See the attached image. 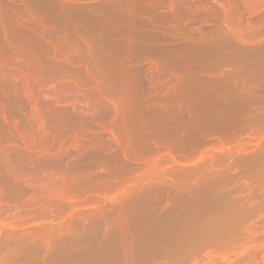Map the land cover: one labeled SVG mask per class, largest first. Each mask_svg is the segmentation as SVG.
Listing matches in <instances>:
<instances>
[{
  "label": "rangeland",
  "instance_id": "1",
  "mask_svg": "<svg viewBox=\"0 0 264 264\" xmlns=\"http://www.w3.org/2000/svg\"><path fill=\"white\" fill-rule=\"evenodd\" d=\"M263 3L0 0V146L75 203L0 234V264H264ZM30 68L64 99L43 159L16 143Z\"/></svg>",
  "mask_w": 264,
  "mask_h": 264
},
{
  "label": "bare ground",
  "instance_id": "2",
  "mask_svg": "<svg viewBox=\"0 0 264 264\" xmlns=\"http://www.w3.org/2000/svg\"><path fill=\"white\" fill-rule=\"evenodd\" d=\"M228 1V0H226ZM264 2V0H247V6L249 8H253L259 4ZM226 3V2H225ZM231 2L230 4H232ZM264 4V3H263ZM262 6V5H261ZM249 10V9H248ZM249 14V13H248ZM230 17V16H229ZM232 18V17H231ZM235 18V17H234ZM231 21V20H230ZM234 21V19L232 20ZM229 22V21H228ZM227 22V23H228ZM236 22V21H235ZM232 29H235L237 33L242 34L241 29L243 27L239 23H233ZM251 27V26H250ZM254 28V27H253ZM231 29V28H230ZM249 29V28H248ZM245 30V29H244ZM243 30V31H244ZM235 35V34H234ZM242 36V35H241ZM246 36V35H244ZM27 65V64H26ZM31 70V68L29 69ZM20 71V69H19ZM36 71V70H35ZM30 72H33L32 70ZM22 73V72H21ZM37 73V72H36ZM34 72L33 73H22L21 79V85H14L12 87V93L16 96V98L22 99L26 104H28L31 108L29 112H31V116L29 117L31 121H29L30 129L25 131H20L15 134L17 135V142L18 145L23 149L24 151V157L26 158H32V159H40L44 158L45 156L48 157V155L51 152V147L48 144L46 133L48 131L55 132L59 129V121L58 118H54L51 116H54L53 113L52 115H48V110H54L58 109L59 101L63 99V95L61 92L58 90L52 91L50 95H47L41 90V83L40 86L35 84L34 79ZM37 75V74H36ZM15 76V75H14ZM17 76V75H16ZM18 77V76H17ZM16 77V78H17ZM38 77V75H37ZM39 76V80H40ZM47 78V77H46ZM19 79V78H18ZM17 80V79H16ZM38 80V81H39ZM9 81V80H8ZM13 81V80H12ZM16 82V81H15ZM48 83V82H47ZM15 84V83H14ZM55 84V83H54ZM43 86V85H42ZM56 87V86H55ZM61 87V85H60ZM59 87V88H60ZM47 88V87H46ZM45 89V88H43ZM63 90V88H61ZM10 90V89H9ZM54 90V89H53ZM47 91V90H46ZM64 91V90H63ZM50 92V91H49ZM66 93V91H65ZM69 93V92H68ZM13 95V96H14ZM66 95V94H65ZM70 95V94H69ZM3 96V95H2ZM14 96V97H15ZM68 97V96H67ZM66 97V98H67ZM71 97V95H70ZM75 97V96H74ZM65 98V97H64ZM1 100V99H0ZM15 100V99H14ZM64 100V99H63ZM5 101V100H3ZM17 101V100H16ZM78 101V100H77ZM63 101H60V103ZM74 102V101H73ZM19 103V102H18ZM65 103V102H64ZM78 103V102H77ZM22 104V103H21ZM62 104V103H61ZM67 104V103H66ZM24 105V104H23ZM58 105V106H57ZM63 105V104H62ZM21 106V105H20ZM70 107V106H67ZM74 107V106H73ZM78 108V107H77ZM75 109V108H74ZM1 110V109H0ZM6 111V110H5ZM70 111V110H69ZM50 112V111H49ZM54 112V114H57L56 111H51ZM61 113V112H60ZM30 114V113H29ZM28 115V114H27ZM58 115V114H57ZM60 115V114H59ZM32 117V118H31ZM61 117V116H60ZM1 118V117H0ZM2 119V118H1ZM3 122L4 119H3ZM61 122V121H60ZM63 122V121H62ZM24 126V124H23ZM26 126V125H25ZM22 129V130H24ZM14 130V129H12ZM14 133V132H13ZM78 134V133H76ZM52 137V136H51ZM72 137V136H71ZM243 139V138H241ZM52 140V139H51ZM50 140V141H51ZM66 140V139H65ZM77 140V139H76ZM5 141V140H4ZM249 141V140H248ZM2 142V140H1ZM72 146L78 145V142L80 141H72ZM82 142V141H81ZM231 142V141H229ZM244 142V141H243ZM5 143V142H4ZM76 143V144H75ZM2 144V143H1ZM70 145V143H68ZM74 144V145H73ZM245 144V143H244ZM17 145V146H18ZM74 147H78V146ZM243 145V144H242ZM255 145V144H254ZM11 146V145H10ZM56 146V145H55ZM246 146V145H245ZM66 147V146H65ZM248 147V146H247ZM258 147V146H257ZM18 148V147H16ZM21 148L19 151H21ZM63 148V147H62ZM68 148V147H67ZM67 148H65L67 150ZM70 148V147H69ZM79 148V147H78ZM81 148V146H80ZM249 148V147H248ZM15 149V148H12ZM77 149V148H76ZM246 149V148H245ZM61 150V149H60ZM125 150V149H124ZM127 150V149H126ZM12 150L7 149L6 146L5 148L0 146V234L4 238H8L7 236H20L22 235L26 237H33L34 235L37 234V229L36 227L29 226L32 224V221L36 219V213L39 211L41 208H57V206L60 204V206H63L64 204H70L67 202H64L66 199V195L68 194V189L66 188L67 185L64 184L59 187V183H56L55 180L56 178L52 176H43L39 174V176H32L25 171H23L21 168L22 165L19 163L20 161H16L15 156L12 155ZM66 152V151H64ZM63 152V153H64ZM215 152V151H214ZM231 152V151H230ZM62 153V152H61ZM60 153V154H61ZM217 154V153H216ZM20 155V154H19ZM51 155V154H50ZM14 156V158H13ZM17 157V156H16ZM212 157V156H211ZM20 156L18 157V159ZM22 158V157H21ZM42 158V159H43ZM55 158V157H54ZM52 159V158H51ZM22 160V159H19ZM45 160V159H44ZM157 161V160H156ZM155 161V162H156ZM205 161V160H203ZM202 162V161H201ZM37 163V162H36ZM205 163V162H204ZM206 164V163H205ZM200 167V164H199ZM151 171L147 173L145 176L143 175V178L141 177L137 182H142L146 177H156V174L158 175L160 169L158 170V165L157 163H153L151 165ZM167 172V170H166ZM165 173V172H164ZM144 174V173H143ZM161 174V173H160ZM137 178V177H136ZM55 179V180H54ZM62 180V177L60 178ZM59 180V179H58ZM64 182H66L64 180ZM131 182V181H129ZM23 184L26 185L28 188H24L25 191L28 189L27 194L16 192L14 190V186L17 184ZM126 183V181H125ZM137 183V184H138ZM58 184V185H57ZM129 184V183H128ZM66 185V187H65ZM144 185V184H143ZM63 186V187H62ZM130 188V187H129ZM128 188V189H129ZM132 188V186H131ZM130 188V189H131ZM129 189V190H130ZM23 190V189H22ZM72 192V191H71ZM74 192V191H73ZM70 193V192H69ZM75 193V192H74ZM69 195V194H68ZM76 195V194H75ZM120 195V194H119ZM124 195V193H123ZM122 196V195H121ZM68 198V196H67ZM124 198V197H123ZM111 199V198H110ZM114 199V198H113ZM122 199V198H121ZM86 201L88 199H85ZM119 200V199H118ZM71 201V200H70ZM89 201V200H88ZM64 202V204H63ZM74 202V201H73ZM117 202V201H116ZM119 203V202H117ZM62 204V205H61ZM75 204V203H74ZM71 204L69 206L73 207ZM57 205V206H56ZM121 205V204H120ZM52 206V207H51ZM76 206V205H75ZM67 208V206H65ZM50 208L47 213H49ZM55 208V209H56ZM62 208V207H61ZM70 208V207H69ZM79 210V209H78ZM68 211V209L66 210ZM75 212V211H74ZM45 213V212H44ZM78 213V212H77ZM39 214V213H38ZM40 214H42L40 212ZM73 214V213H72ZM71 214V215H72ZM43 215V214H42ZM46 215V214H45ZM52 215V214H50ZM75 215V214H74ZM69 216V215H68ZM54 217V216H53ZM67 219V218H66ZM43 226V225H42ZM38 227V226H37ZM45 227V226H44ZM39 228V227H38ZM42 233V232H41ZM41 233H39L41 235ZM44 235V234H43ZM42 236V235H41ZM19 237V238H20ZM34 237H37L34 236ZM33 239V238H32ZM264 244V242H263ZM261 248V247H259ZM258 248V250H259ZM256 249V248H255ZM260 250H263L261 248ZM259 250V251H260ZM264 251V250H263ZM264 254V253H263ZM259 255V252H258ZM260 255L261 252H260ZM264 262V261H263Z\"/></svg>",
  "mask_w": 264,
  "mask_h": 264
}]
</instances>
